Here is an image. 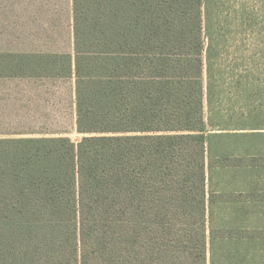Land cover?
Listing matches in <instances>:
<instances>
[{
    "label": "trees",
    "instance_id": "obj_1",
    "mask_svg": "<svg viewBox=\"0 0 264 264\" xmlns=\"http://www.w3.org/2000/svg\"><path fill=\"white\" fill-rule=\"evenodd\" d=\"M72 3L73 57L0 52L74 78L83 135L0 137V264H264V65L221 48L230 12Z\"/></svg>",
    "mask_w": 264,
    "mask_h": 264
},
{
    "label": "rangeland",
    "instance_id": "obj_2",
    "mask_svg": "<svg viewBox=\"0 0 264 264\" xmlns=\"http://www.w3.org/2000/svg\"><path fill=\"white\" fill-rule=\"evenodd\" d=\"M221 2L220 10L226 14L230 12L220 19L219 25L226 35L221 48L230 53L236 48L247 50L255 54L256 64L264 65V0ZM27 4L35 10L30 19L22 13ZM69 4L70 0H0V52L12 53L31 48L36 52L73 53L72 44L69 39L67 41L69 32L64 28ZM16 6L20 13H15ZM39 6L45 11L42 19L37 13ZM51 8L58 13L51 12ZM235 12L240 18L238 22L233 21ZM56 17L61 21L58 25ZM3 93L29 95L35 100L28 103L27 109L12 107L13 103L18 105L17 101L0 100V137H67L73 142L83 137L76 131L72 78L0 80V94ZM19 104L23 103L20 101Z\"/></svg>",
    "mask_w": 264,
    "mask_h": 264
},
{
    "label": "crops",
    "instance_id": "obj_3",
    "mask_svg": "<svg viewBox=\"0 0 264 264\" xmlns=\"http://www.w3.org/2000/svg\"><path fill=\"white\" fill-rule=\"evenodd\" d=\"M28 4H29V2H28ZM27 4V6H25V7H23L22 9V13L26 16V17H28V19H30L31 17H32V15L34 14V8L33 7H31L30 5H28ZM17 5H18V3H17ZM14 11V10H13ZM51 12H55V14L56 13H58V10H55V8H51ZM15 13L17 14V13H20V10L17 8V6H16V9H15ZM37 13L41 16L40 18L42 19L43 18V16L45 15V11L43 10V8L42 7H38L37 8ZM55 21H56V23H57V25H58V23L59 22H61L60 20H58V17H56V19H55ZM64 28H66V30H67V32H69L68 33V36H69V38H67V41H68V39H69V41H70V43L72 44L71 46H72V48H73V53H70V52H53V51H48V52H36L34 49H25V50H17V51H15V52H12V53H15V54H69V55H71L72 57H73V55H74V47H73V41H74V38H73V3H72V0H70V4H69V10H68V13L64 16ZM30 29V28H29ZM28 32H31V31H29L28 30ZM34 80L35 78H23V79H21V78H14V79H3V80H1V81H6V82H9V81H28V80ZM41 79H47V78H41ZM73 80H74V78H72ZM73 99H74V105H75V94H74V96H73ZM0 100H5V101H7V102H11V101H17L18 102V105L17 106H15L14 105V103L12 104V107H16V108H22V109H27V107L29 106L28 105V103L29 102H31V101H34L35 99H33L32 98V96H31V98H30V96L28 95H24V96H21V95H19V94H11V93H3V94H0ZM21 101V103H23V104H21V106H20V104H19V102ZM9 105L11 106V104L9 103ZM75 118H76V114H75ZM6 137H9V136H6ZM16 137V136H15ZM18 137H31V136H18Z\"/></svg>",
    "mask_w": 264,
    "mask_h": 264
}]
</instances>
